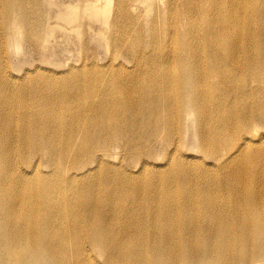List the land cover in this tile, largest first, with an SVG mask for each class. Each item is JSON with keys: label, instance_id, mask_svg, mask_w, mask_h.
Masks as SVG:
<instances>
[{"label": "bare ground", "instance_id": "6f19581e", "mask_svg": "<svg viewBox=\"0 0 264 264\" xmlns=\"http://www.w3.org/2000/svg\"><path fill=\"white\" fill-rule=\"evenodd\" d=\"M0 264H264V0H0Z\"/></svg>", "mask_w": 264, "mask_h": 264}, {"label": "rangeland", "instance_id": "374dc122", "mask_svg": "<svg viewBox=\"0 0 264 264\" xmlns=\"http://www.w3.org/2000/svg\"><path fill=\"white\" fill-rule=\"evenodd\" d=\"M51 10V6L48 7ZM32 28V24H26L24 31ZM111 32H107L106 37H108ZM70 40L63 38L60 34L55 35L50 38V41L46 42L44 46L45 49L58 50V54L53 57H48L44 59L38 54L34 42L36 37L34 35L26 37L23 41L21 50L15 51L8 49V60L10 67L19 74V71H24L26 69H33L35 66H41L44 68L53 67L57 70H65L73 65H79L82 60H88L91 62V56L95 55V60L100 65H105L110 57L111 52H114L112 47H105L98 37L91 39L90 42L86 43L84 47L78 41L75 32H70ZM69 41V42H66ZM123 54L120 55L121 58L126 59L128 56L124 51V47L120 49Z\"/></svg>", "mask_w": 264, "mask_h": 264}]
</instances>
